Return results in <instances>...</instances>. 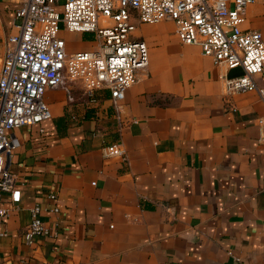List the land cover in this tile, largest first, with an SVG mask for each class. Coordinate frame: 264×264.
Segmentation results:
<instances>
[{
    "label": "crops",
    "instance_id": "obj_1",
    "mask_svg": "<svg viewBox=\"0 0 264 264\" xmlns=\"http://www.w3.org/2000/svg\"><path fill=\"white\" fill-rule=\"evenodd\" d=\"M17 5L0 0L2 38ZM242 28L264 38V0L247 6ZM135 35L148 65L118 116L108 89L91 101L71 83L44 92L50 118L7 132L20 202L1 194L9 215L0 222V264H264L263 102L255 91L224 95L220 68L199 45L181 43L172 20L137 22ZM4 50L0 42V63ZM255 81L264 87V70ZM114 141L126 162L104 156ZM35 203L54 233L30 247L24 229Z\"/></svg>",
    "mask_w": 264,
    "mask_h": 264
},
{
    "label": "built area",
    "instance_id": "obj_2",
    "mask_svg": "<svg viewBox=\"0 0 264 264\" xmlns=\"http://www.w3.org/2000/svg\"><path fill=\"white\" fill-rule=\"evenodd\" d=\"M253 1L18 0L11 31L0 37L5 44L0 63V198L8 192L12 204L20 202L16 176L6 165L16 142L7 132L50 118L43 99L47 89L69 90L71 83H78L91 101L96 91L108 89L118 116L117 105L125 90L136 81L138 70L148 65L147 45L134 35L137 22L172 20L178 40L199 45L202 54L220 68L224 95L255 91L264 104V87L255 81L264 70V38L258 30L242 28L247 6ZM60 27L92 33L94 48L67 52ZM236 68L241 70L239 75L227 74ZM258 125L257 142L264 144V114ZM103 153L127 161L119 141L105 145ZM48 197L55 200L56 194L49 192ZM28 211L24 240L31 247L36 239L54 232L42 220L39 204ZM49 211L57 214L59 207L54 205ZM8 215L9 208L0 206V222Z\"/></svg>",
    "mask_w": 264,
    "mask_h": 264
},
{
    "label": "rangeland",
    "instance_id": "obj_3",
    "mask_svg": "<svg viewBox=\"0 0 264 264\" xmlns=\"http://www.w3.org/2000/svg\"><path fill=\"white\" fill-rule=\"evenodd\" d=\"M159 28L164 33H166L169 37L171 36V33H172L171 24L162 23L161 25H159ZM137 31H138V26H137ZM59 34H63L61 37L65 40V45L66 46H70L72 48H75L76 50H78V49H82V50H86V51L92 50L94 48V46H95V43H96L95 39H89L86 36L83 37L82 33H69V32H66V31H64V29L62 27H60ZM87 45H89L88 48H87ZM80 46H83V48H79Z\"/></svg>",
    "mask_w": 264,
    "mask_h": 264
}]
</instances>
